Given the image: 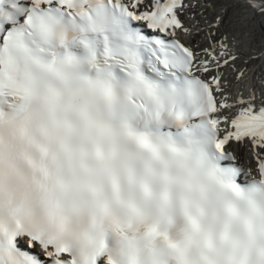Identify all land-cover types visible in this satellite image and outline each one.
Masks as SVG:
<instances>
[{"label": "snow or ice", "instance_id": "snow-or-ice-1", "mask_svg": "<svg viewBox=\"0 0 264 264\" xmlns=\"http://www.w3.org/2000/svg\"><path fill=\"white\" fill-rule=\"evenodd\" d=\"M198 6L0 0V264H264V76Z\"/></svg>", "mask_w": 264, "mask_h": 264}, {"label": "bare ground", "instance_id": "bare-ground-1", "mask_svg": "<svg viewBox=\"0 0 264 264\" xmlns=\"http://www.w3.org/2000/svg\"><path fill=\"white\" fill-rule=\"evenodd\" d=\"M191 2L195 3V0H191ZM243 2L241 0H199V6L195 8V11L185 14V17L189 15H195L196 20L199 21L201 28H207L208 24L214 22L218 15L222 17V23L220 24L219 30L216 34L221 39L224 36H227L230 47H232L242 57L239 62L240 67L246 68L248 70V76L243 85L245 89V95H247L248 90L251 88L256 87L259 89L260 86L257 82V77L264 76V16L259 15L254 9L251 8L255 13V17L253 18L254 23H249L248 27L250 28H247L248 30L245 32L243 31L246 27L245 23H243V25H238L236 22L238 20L235 19L236 21H232V24H230L231 21L228 22L227 20L228 11L230 10L229 8H226L228 6L227 4H233L238 7H242L244 5L248 6ZM209 12H211L210 15L208 14ZM185 23L191 26L192 21L187 20ZM229 25H231L230 28ZM236 29L242 32L239 38L242 43L244 41L243 39H245L250 45L251 49L249 52H244L241 46L237 44L233 45L231 43L230 39L235 36L232 35V31ZM228 80L231 81L232 91L235 92L236 88L238 87L235 80V75L228 78ZM233 151H235L238 156H243L244 153L248 155V151H246L244 147L233 146ZM247 168L250 167L248 166Z\"/></svg>", "mask_w": 264, "mask_h": 264}, {"label": "rangeland", "instance_id": "rangeland-1", "mask_svg": "<svg viewBox=\"0 0 264 264\" xmlns=\"http://www.w3.org/2000/svg\"><path fill=\"white\" fill-rule=\"evenodd\" d=\"M244 3V2H243ZM228 6L226 8H229L230 10L228 11V16H227V20L228 22H230V24H232V21H236L238 25H243V23H245V29L243 30L244 32L247 31L250 27H248V24L249 23H254L253 22V18L255 17V13L254 11L249 8L248 6H242V7H238L236 5H231V4H227ZM249 8V9H248ZM251 10V11H250ZM209 15L211 14V12L208 13ZM236 19V20H235ZM252 21V22H251ZM242 22V23H241ZM225 24H226V21H225ZM227 26V24H226ZM231 25H229V28H230ZM248 28V29H247ZM234 29V28H232ZM237 32V33H236ZM238 31L237 29L236 30H233L232 31V35L234 36L233 39H238L240 38V34L242 32ZM249 34V33H248ZM239 35V37H238ZM239 41L238 42H242L240 39H238ZM243 46H244V49L249 52L251 47L250 45L247 43V41L245 39H243ZM234 43H237V42H234ZM243 50V49H242ZM244 51V50H243ZM244 51V52H246Z\"/></svg>", "mask_w": 264, "mask_h": 264}]
</instances>
